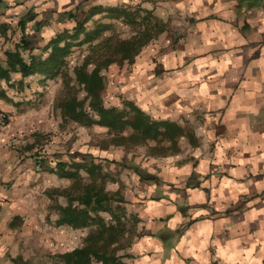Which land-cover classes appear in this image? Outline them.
Listing matches in <instances>:
<instances>
[{"label": "crops", "instance_id": "crops-1", "mask_svg": "<svg viewBox=\"0 0 264 264\" xmlns=\"http://www.w3.org/2000/svg\"><path fill=\"white\" fill-rule=\"evenodd\" d=\"M105 20L135 29L117 42L141 44L130 68L118 70L108 106L130 101L166 132L114 145L123 186L113 204L136 236L120 240L121 249L128 243L124 260L264 264V0H0V109L12 117L0 126V204L28 199L26 148L40 142L27 141L35 130L24 114L27 77L6 69L7 53L43 58L57 34L73 44ZM20 38L30 51L16 49Z\"/></svg>", "mask_w": 264, "mask_h": 264}, {"label": "rangeland", "instance_id": "rangeland-1", "mask_svg": "<svg viewBox=\"0 0 264 264\" xmlns=\"http://www.w3.org/2000/svg\"><path fill=\"white\" fill-rule=\"evenodd\" d=\"M103 23L105 25L92 42L98 47L99 53L104 51L107 42L112 45L117 44L118 39L127 38L135 31L131 26L122 22L105 20ZM15 30L16 33H13L15 35L11 38L19 33L18 28ZM89 47V43L80 46L72 45L71 53L66 58L69 66L80 64L82 59L88 55ZM127 63L126 61L113 62L104 70L107 90L103 96V102L106 106L112 105L116 99H113V96L114 84L119 78L117 72L121 66L125 71L128 70L130 66ZM26 84L29 89L26 90V97L29 101L25 105L24 114L28 113L34 117V123L28 126L31 131L35 129L27 135V141H33L37 135L40 142L26 148L27 166L24 191L28 199L20 205H15L17 198L13 196L9 198L8 203L0 204V213L4 215L8 213L7 215L11 218L9 224L2 223L0 220V264H19L25 260L31 264H59L57 254L81 245L84 237L93 227L72 228L66 224L58 225V206L65 205L68 202L67 195H77L88 183L96 184L109 194L114 193L123 182L121 183L120 176L115 174L116 166L112 162L120 158L116 155L115 150L118 148L114 144L107 147L101 146L102 140L110 136L106 134L105 128L98 125L85 126L62 119L56 107L58 98L64 93L62 78L59 75L46 80L41 76L33 75L26 78ZM9 119L11 120L12 117L9 116ZM87 153L90 156H87ZM34 155L40 156L41 159L38 170L32 167L35 160L32 158ZM39 158L36 160H40ZM58 161L69 163L70 165L66 168L69 171H75V176L73 178L63 176L57 165ZM75 162L87 163V165L91 162L101 163L103 169L94 176L89 174L84 167L76 170L75 166H72ZM19 183L23 185L21 180ZM17 187L20 191L23 190L20 186ZM73 203L77 202L74 200ZM13 211L22 214L20 221L12 218L11 212ZM100 214L106 220L109 218L108 213ZM124 220L123 239L135 240L136 236L130 237L127 231L130 221L126 217ZM125 244L126 247L117 250V254L126 253L128 243L125 241ZM130 261L136 262L132 258Z\"/></svg>", "mask_w": 264, "mask_h": 264}, {"label": "trees", "instance_id": "trees-1", "mask_svg": "<svg viewBox=\"0 0 264 264\" xmlns=\"http://www.w3.org/2000/svg\"><path fill=\"white\" fill-rule=\"evenodd\" d=\"M22 25L24 22L21 23V29ZM82 30L81 26L75 28V39ZM99 32L100 28H95L83 39H78L72 44L65 41L66 35L63 31L43 46V52H47L43 58L35 54L24 58L17 50L8 52L6 69L19 71L22 77L38 75L45 80L59 75L62 78L64 93L58 98L56 107L62 119L85 126L105 127L106 134L110 136L102 140L103 147L110 144L130 146L147 138L161 139L166 132L161 131L159 126L164 124L150 121L130 101H125L122 108L104 106L103 94L106 87L104 70L113 62L132 61L141 44L134 40H123L114 45L107 42L104 51L99 53L98 47L92 44ZM84 43L90 45L88 55L80 64L69 66L66 58L71 53L72 45L80 46ZM17 47L31 50L30 41L24 38H20L16 49ZM165 126L167 130L169 125ZM57 165L63 176L71 178L75 176V171L66 168L69 163L58 161ZM72 166H75L76 170L84 167L94 176L102 172L100 164L92 162L89 165L75 162ZM67 199L66 205L58 206V225L93 228L84 237L81 245L57 254L59 264H130L124 260L129 255L117 254V250L124 245L120 240L124 238L125 217L120 207L113 204L112 193L109 194L96 184L88 183L77 195H69ZM74 200L77 201L76 205L72 204ZM104 212L109 214L107 220L100 214ZM22 262L19 264H31L28 260Z\"/></svg>", "mask_w": 264, "mask_h": 264}, {"label": "built area", "instance_id": "built-area-1", "mask_svg": "<svg viewBox=\"0 0 264 264\" xmlns=\"http://www.w3.org/2000/svg\"><path fill=\"white\" fill-rule=\"evenodd\" d=\"M8 119L9 115L5 111L0 109V126L6 124Z\"/></svg>", "mask_w": 264, "mask_h": 264}, {"label": "clouds", "instance_id": "clouds-1", "mask_svg": "<svg viewBox=\"0 0 264 264\" xmlns=\"http://www.w3.org/2000/svg\"><path fill=\"white\" fill-rule=\"evenodd\" d=\"M8 114V113H7Z\"/></svg>", "mask_w": 264, "mask_h": 264}]
</instances>
